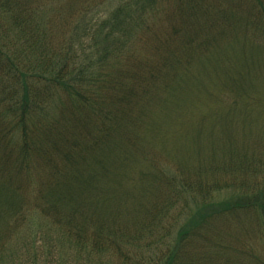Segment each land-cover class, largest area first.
<instances>
[{"label":"trees","instance_id":"obj_1","mask_svg":"<svg viewBox=\"0 0 264 264\" xmlns=\"http://www.w3.org/2000/svg\"><path fill=\"white\" fill-rule=\"evenodd\" d=\"M0 264H264V0H0Z\"/></svg>","mask_w":264,"mask_h":264},{"label":"rangeland","instance_id":"obj_2","mask_svg":"<svg viewBox=\"0 0 264 264\" xmlns=\"http://www.w3.org/2000/svg\"><path fill=\"white\" fill-rule=\"evenodd\" d=\"M225 100H228L229 98L226 96V97H223ZM40 245V244H39ZM22 253V252H21Z\"/></svg>","mask_w":264,"mask_h":264}]
</instances>
